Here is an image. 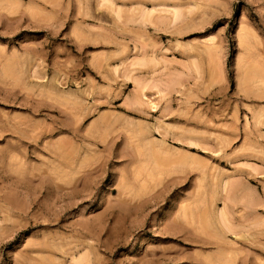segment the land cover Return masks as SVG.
Instances as JSON below:
<instances>
[{
  "label": "rangeland",
  "instance_id": "obj_1",
  "mask_svg": "<svg viewBox=\"0 0 264 264\" xmlns=\"http://www.w3.org/2000/svg\"><path fill=\"white\" fill-rule=\"evenodd\" d=\"M263 219L264 0H0V264H264Z\"/></svg>",
  "mask_w": 264,
  "mask_h": 264
},
{
  "label": "bare ground",
  "instance_id": "obj_2",
  "mask_svg": "<svg viewBox=\"0 0 264 264\" xmlns=\"http://www.w3.org/2000/svg\"><path fill=\"white\" fill-rule=\"evenodd\" d=\"M109 3V2H108ZM110 4V3H109ZM110 6V5H109ZM178 12V11H177ZM150 14V13H149ZM176 15H177V13H176ZM147 17V16H146ZM145 19V18H144ZM62 155V154H61ZM59 186V185H58ZM188 210V209H187ZM191 211V210H190ZM188 216V215H187ZM264 220V219H263ZM225 222V221H224ZM262 222V221H261ZM263 223V222H262ZM261 223V224H262ZM224 224V223H223ZM256 224V223H255ZM258 225V224H257ZM229 226V225H228ZM178 228V227H177ZM227 229H229L230 230V226H229V228H227ZM179 230V229H178ZM262 230V229H261ZM233 231V230H232ZM186 233V232H185ZM187 234V233H186ZM257 234V233H256ZM259 234H260V232H259ZM253 235V234H252ZM241 237V236H240ZM259 237V236H258ZM244 239V238H243ZM256 240V239H255ZM246 242V241H245ZM256 242V241H255ZM249 244V243H248ZM220 247V246H219ZM264 247V246H263ZM257 248V247H256ZM229 250V249H228ZM231 251V250H230ZM237 251V250H236ZM242 251V250H241ZM251 253V252H250ZM252 253H254V252H252ZM247 255V254H246ZM240 256H241V254H240ZM237 257V256H236ZM257 258H259V257H257ZM224 259H226V258H224ZM245 259V262H246V260L248 259L247 257L246 258H243V260ZM261 259V258H260ZM228 260V259H227ZM261 260H263V259H261ZM83 261V260H82ZM201 261V260H200ZM224 262V261H223ZM230 263V262H229ZM241 263V262H240ZM247 263V262H246ZM245 263V264H246ZM80 264V263H79ZM204 264V263H203ZM224 264V263H223Z\"/></svg>",
  "mask_w": 264,
  "mask_h": 264
}]
</instances>
